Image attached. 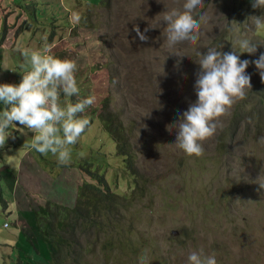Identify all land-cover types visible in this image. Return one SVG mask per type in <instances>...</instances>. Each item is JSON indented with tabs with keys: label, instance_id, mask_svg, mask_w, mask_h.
I'll use <instances>...</instances> for the list:
<instances>
[{
	"label": "rangeland",
	"instance_id": "1",
	"mask_svg": "<svg viewBox=\"0 0 264 264\" xmlns=\"http://www.w3.org/2000/svg\"><path fill=\"white\" fill-rule=\"evenodd\" d=\"M183 3L0 0V84L18 85L30 71L24 51L41 50L47 42L55 58L77 64L80 94H62L61 106L95 97L79 114L90 125L70 146L67 166L50 152L35 151V133L16 122L8 130L11 135L0 148V264H15L16 258V264H50L33 211L47 202L73 207L78 187L96 184L95 178L118 202L110 205L112 227L98 217V234L87 230L78 237L89 251L79 264H141V257L145 264H187L189 253L201 248L215 253L217 264H264V143L259 142L264 124L251 110L253 104L263 108L262 95L254 94L253 104L247 95L233 106L204 143L201 157L178 149L175 129L168 130L197 100L198 57L186 44L178 46L183 55H171L164 25L158 23L159 14ZM203 3L208 23L198 45L202 54L207 47L240 51L233 21L260 45L255 55L240 54V59L253 61L264 53V28L247 20L264 15V9L253 8V0ZM73 12L82 17L75 25ZM134 25L141 32L149 28L147 43L136 37ZM246 74L251 86L260 81L254 64ZM4 108L0 103V112ZM103 116L122 130L123 158L101 127ZM108 239L112 249L103 257L106 250L99 248Z\"/></svg>",
	"mask_w": 264,
	"mask_h": 264
},
{
	"label": "clouds",
	"instance_id": "2",
	"mask_svg": "<svg viewBox=\"0 0 264 264\" xmlns=\"http://www.w3.org/2000/svg\"><path fill=\"white\" fill-rule=\"evenodd\" d=\"M204 6L203 0H184L182 7H173L158 15V23L164 25L166 45L171 55H183L185 49L178 46L186 44L198 57L195 63L199 71L194 83L197 100L190 103L186 111L178 113L176 122L168 126L169 131H176L175 146L189 157L204 155L203 145L222 127V118L229 116L233 106L245 100L251 92V76L246 74L250 63L254 64L264 82V53L253 61L240 59V54L255 55L260 45L241 32L240 25L235 21L229 24L236 26L235 45L239 52L231 50L225 53L215 47H207L205 54L198 50L201 48L199 42L205 35L202 25L208 23L202 12ZM252 6L264 9V0H253ZM81 19L78 12L71 14L73 25ZM247 20L257 28H264V15L251 16ZM132 30L141 42H148L149 37L144 33L149 28L141 32L134 25ZM23 55L30 64V71L22 76L18 85L0 84V103L5 106L0 112V148L5 146L11 135L8 130L16 122L35 133L32 143L35 151L41 155L50 152L57 157L60 165L67 166L71 163L70 146L78 142L90 125V120L81 118L79 114L95 102V97L88 96L62 107V94L67 97L80 94L75 77L76 62L55 58L47 42L41 50L26 49ZM259 142L264 143V137ZM145 260L146 257H141V264H145ZM187 264H217L216 254H206L202 248L191 251Z\"/></svg>",
	"mask_w": 264,
	"mask_h": 264
},
{
	"label": "trees",
	"instance_id": "3",
	"mask_svg": "<svg viewBox=\"0 0 264 264\" xmlns=\"http://www.w3.org/2000/svg\"><path fill=\"white\" fill-rule=\"evenodd\" d=\"M254 94H260L264 98V82L261 79L257 85L251 87L248 102L252 103ZM251 110L254 112V120L264 124V106L260 108L253 104ZM100 121L101 127L111 136L114 149L123 158L127 155V150L123 147L122 130L113 124L110 117L103 116ZM95 179L96 184L82 183L78 187L73 207L47 202L33 211L36 232L40 240L49 247L50 264H79L89 251L81 246L78 237L87 230H91L92 236L98 234L99 227L96 222L98 217L105 219L111 226L110 205L117 203L118 200L100 179ZM112 243V239H108L99 248V252L106 250L103 257L112 249ZM17 261L19 263V259L16 258L15 264Z\"/></svg>",
	"mask_w": 264,
	"mask_h": 264
},
{
	"label": "crops",
	"instance_id": "4",
	"mask_svg": "<svg viewBox=\"0 0 264 264\" xmlns=\"http://www.w3.org/2000/svg\"><path fill=\"white\" fill-rule=\"evenodd\" d=\"M13 55V57H14V59H16L17 57H16V55H14V54H12ZM77 75H76V73H75V77H76ZM6 208V207H5ZM4 223V222H3ZM3 223H2V225H3ZM13 263H14V261H13Z\"/></svg>",
	"mask_w": 264,
	"mask_h": 264
},
{
	"label": "built area",
	"instance_id": "5",
	"mask_svg": "<svg viewBox=\"0 0 264 264\" xmlns=\"http://www.w3.org/2000/svg\"><path fill=\"white\" fill-rule=\"evenodd\" d=\"M7 226V223H3V227H6Z\"/></svg>",
	"mask_w": 264,
	"mask_h": 264
}]
</instances>
